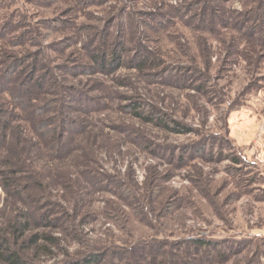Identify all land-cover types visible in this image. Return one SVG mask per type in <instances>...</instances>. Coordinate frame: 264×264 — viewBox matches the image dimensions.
I'll return each mask as SVG.
<instances>
[{
    "label": "rangeland",
    "instance_id": "1",
    "mask_svg": "<svg viewBox=\"0 0 264 264\" xmlns=\"http://www.w3.org/2000/svg\"><path fill=\"white\" fill-rule=\"evenodd\" d=\"M191 1L0 0V230L56 239L30 264H264V0Z\"/></svg>",
    "mask_w": 264,
    "mask_h": 264
},
{
    "label": "trees",
    "instance_id": "2",
    "mask_svg": "<svg viewBox=\"0 0 264 264\" xmlns=\"http://www.w3.org/2000/svg\"><path fill=\"white\" fill-rule=\"evenodd\" d=\"M218 1V0H217ZM216 0H193L191 1L190 4H188L189 9H194V13H196V17L203 23V21H206L208 17H216V5L213 4L214 2H217ZM221 0H219L220 2ZM260 6L261 2H259ZM256 13V14H255ZM252 14L256 15V18L253 22V19H247V22L251 23L248 25L246 28V31L243 29L239 31L243 36H248L250 38V41L253 40V37L255 35L260 34L262 31V26H264V16H261L256 12V8L249 9V10H244L241 13L238 14L240 20H243V18L248 17ZM245 31V32H244ZM240 34V35H241ZM241 35V36H242ZM258 39V38H257ZM257 41V40H253ZM93 61L95 65L100 67L101 69H104L105 67H110L112 61H116L118 59L116 55L110 60L106 61L105 57L103 56L102 53H96L95 56H92ZM17 67H19V63L17 59H14L12 63H9L8 66L5 68V74L9 78H12L13 75H22L24 74L25 78L26 72H24L26 69L28 73H33V69H35V66H25L24 69L21 70V72H16ZM20 73V74H19ZM28 75V74H27ZM21 77V76H20ZM27 80V81H26ZM23 85L26 86L25 89L28 90H34V89H42L43 87V79L40 76H36V78H32L31 76H28L27 79H24ZM17 86H21V84H17ZM33 112L34 109H33ZM135 115L138 118H141V115L138 113H135ZM9 115H5L4 112L0 109V142L2 139H6V131L9 128ZM41 129V128H40ZM43 137L45 136L44 134L42 135ZM46 141L49 143H53L54 148L59 149L62 151V147L65 146V144L61 143L62 138L56 134L55 131H51V135H46L45 137ZM18 173H21L19 171V168L17 169H12L10 167L6 168V170L2 171L0 173L1 177H4V188H8L9 191H13L17 189V183L19 182L17 178H14V176H17ZM25 204V203H24ZM30 204V203H28ZM33 219L32 215H25L20 222H15L10 226V232L9 237L5 238L3 231L0 230V264H30L31 260H28V257L25 256L23 253L24 248H36V252H38L41 249H44L45 251L49 250V247L52 245H55L56 239L51 238L49 236H44L43 238L39 237L37 234H32L31 236L27 237L25 241L22 242L23 245L21 247H18L19 240L22 239L23 235L27 231V227L30 223V220ZM42 221H47V217H41ZM51 220H49V223ZM40 239H43L39 244L38 242ZM23 248V249H22ZM47 249V250H46ZM104 254V253H103ZM98 254V253H90L88 255H85L84 257L76 260H69L66 261L62 264H100L103 260L105 255Z\"/></svg>",
    "mask_w": 264,
    "mask_h": 264
}]
</instances>
